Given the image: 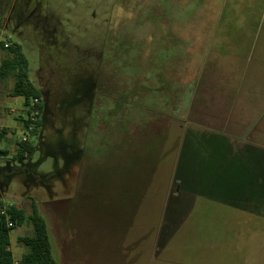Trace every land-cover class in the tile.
Instances as JSON below:
<instances>
[{
  "label": "rangeland",
  "instance_id": "374dc122",
  "mask_svg": "<svg viewBox=\"0 0 264 264\" xmlns=\"http://www.w3.org/2000/svg\"><path fill=\"white\" fill-rule=\"evenodd\" d=\"M223 1L227 4L0 0V40L21 47L28 80L42 95L43 112L49 109V114L41 113L36 133L25 131L22 123L13 136L12 129H4L0 140V151L7 152L0 153V207L15 206L26 216L11 231L14 249L24 251L17 237L31 233L28 215L33 202L47 224L58 264H264V148L239 146L199 127V90L215 92L214 85L198 81L201 32L205 40L211 31L256 26L233 20V0ZM261 1L251 13L256 23L264 8ZM177 41L180 45H173ZM184 41L188 52L192 50L188 68L183 67ZM166 50L180 54L169 60L170 79L191 84L196 98H191L187 116L179 114L183 123H159L166 136L145 195L143 149L125 173L123 148L117 151L112 145L95 155L93 147L91 166L81 178L85 163L79 150L84 141L93 145L96 139L86 128L95 83L93 100L102 97V90L114 94L117 80L112 70L123 66V53L128 62L125 76L132 72L130 66L144 65L152 51L161 56ZM6 56L0 51V62ZM41 76L53 89L48 103L37 82ZM13 83V75L0 80V97L10 93ZM210 102H204L207 108L214 107ZM19 109L12 116L25 120L26 112ZM203 118L205 125L214 124ZM23 137L32 153L14 159L15 142Z\"/></svg>",
  "mask_w": 264,
  "mask_h": 264
},
{
  "label": "trees",
  "instance_id": "16d2710c",
  "mask_svg": "<svg viewBox=\"0 0 264 264\" xmlns=\"http://www.w3.org/2000/svg\"><path fill=\"white\" fill-rule=\"evenodd\" d=\"M9 44L8 48H2L7 56L0 62V80L13 75L14 83L10 95L22 97L26 108L29 107L32 99L38 98L40 100L38 108L42 112V98L34 84L28 80V63L21 47L15 43ZM178 45L180 42L177 41L176 46ZM125 53H123V66L116 65L112 70L115 80H117L111 89L114 94L113 92L108 93L107 89L106 92L102 90L100 91L102 97L93 102L87 130L88 134H92L96 139L93 145L91 140L85 143L83 151L85 164L83 171L81 170V178L85 176L88 167L91 166L90 156L93 147L95 155L103 153L112 145H115L112 148L117 151L123 148L121 163L123 172L127 169L125 173H128L131 160H139L138 155L143 149L146 153H141L140 158L142 176L146 178L147 183L145 191L142 192V195H145L156 169L160 145L166 136L165 130L160 128L159 123L170 120L183 123L184 120L179 114L185 113L191 103V98H193L194 90L191 84L181 85L170 79L169 60L172 59L171 57L176 51L174 53L172 50L170 52L166 50L161 56H156L152 51L150 58L142 62L144 65L130 66L129 70L132 72L127 73L126 77L123 73L128 64ZM137 53L139 56V51ZM135 96L139 98L138 101L133 100ZM28 113L29 110H26V114ZM183 118L185 117L183 116ZM39 119L35 122L31 133H36L40 126ZM22 123L24 128L29 124L26 120H23ZM5 133L4 129L0 131V140ZM136 138H140L142 141L136 144L134 142ZM15 145L14 159H24L31 155L32 147L27 140L25 142L16 141ZM0 153L7 154L6 151H0ZM135 160L132 167L136 165ZM127 162H129L128 165ZM1 212L2 207H0V264H14L9 248L10 234L14 227H20L23 224L26 216L22 209L15 206L5 208V212ZM133 216L134 214H132ZM28 220L31 226L30 235L17 238L18 244L25 250L18 264H58L51 251L47 224L33 202H31V213L28 215ZM9 222L12 226H8Z\"/></svg>",
  "mask_w": 264,
  "mask_h": 264
},
{
  "label": "crops",
  "instance_id": "0c3cea01",
  "mask_svg": "<svg viewBox=\"0 0 264 264\" xmlns=\"http://www.w3.org/2000/svg\"><path fill=\"white\" fill-rule=\"evenodd\" d=\"M220 4L225 5L227 2L221 0ZM230 4L233 20L244 23L252 22L256 26L255 29L250 30L238 28L232 29V31H211L210 34L206 35L205 40L203 39L204 32L203 34L201 32L198 64L200 76L198 81L199 84L214 85L215 92L206 94L207 92L204 93L203 89L199 90L201 123L199 127L205 131L223 134L226 139L234 141L239 146L264 148V8H262L261 15H257L256 23L251 13L257 5V0H245V2L233 0ZM242 5H244L243 9ZM240 12L241 14H239ZM187 45L188 42L184 41V68L192 66V50L190 49L188 52ZM37 82L42 86L45 103H48L53 94L49 80L47 77L41 76ZM95 91L96 83L93 98ZM40 96L42 97L41 94ZM93 98L86 120V128L94 102ZM207 100L211 101L210 104L213 102L214 107L209 105L207 108L208 104H204ZM190 106L191 103L188 108ZM16 107L20 108L21 112H26L22 97H13L10 93L0 97V131L12 129V136L16 128L21 129L23 122L22 118L16 120L12 116ZM187 111L189 112L190 109L185 110L186 116ZM43 113L49 114L47 106ZM205 116L210 118L208 122L214 124L205 125L203 118ZM214 117L217 120H213ZM216 123L219 124L216 126ZM84 148L85 141L78 156L82 162H84ZM19 246L21 245L19 244ZM9 248L13 255L14 264H18L25 250L21 251L20 247L14 249L11 239Z\"/></svg>",
  "mask_w": 264,
  "mask_h": 264
},
{
  "label": "built area",
  "instance_id": "2783aa9c",
  "mask_svg": "<svg viewBox=\"0 0 264 264\" xmlns=\"http://www.w3.org/2000/svg\"><path fill=\"white\" fill-rule=\"evenodd\" d=\"M9 43L8 42H4L2 40H0V51H3L2 48L6 49L9 47ZM40 104V100L38 98H34L32 99L29 107L26 108V110H29V113L26 114V121L29 122L28 126L25 129V131L27 132H31L33 131L34 127H35V122L39 119L40 115H41V110L38 108V105ZM24 127V126H23ZM22 142L26 141V138L23 137L21 139ZM5 209L2 210L1 213H4ZM8 226H12V224L9 222Z\"/></svg>",
  "mask_w": 264,
  "mask_h": 264
},
{
  "label": "flooded vegetation",
  "instance_id": "af4514ba",
  "mask_svg": "<svg viewBox=\"0 0 264 264\" xmlns=\"http://www.w3.org/2000/svg\"><path fill=\"white\" fill-rule=\"evenodd\" d=\"M42 107H43V98L41 99ZM42 114H43V109H42ZM42 116V115H41Z\"/></svg>",
  "mask_w": 264,
  "mask_h": 264
}]
</instances>
